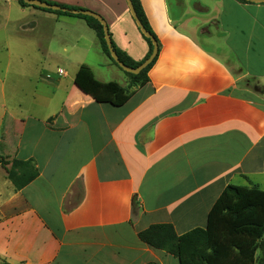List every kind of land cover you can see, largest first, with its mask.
<instances>
[{
  "label": "crops",
  "instance_id": "0c3cea01",
  "mask_svg": "<svg viewBox=\"0 0 264 264\" xmlns=\"http://www.w3.org/2000/svg\"><path fill=\"white\" fill-rule=\"evenodd\" d=\"M46 1L98 13L117 48L145 56L126 0ZM139 1L160 49L120 106L74 83L81 64L101 82L120 72L86 21L21 6L22 28L42 21L51 39L38 47L30 102L11 119L16 143L6 142L39 174L15 190L0 173V257L12 264H179L138 231L204 227L228 184L264 190V3ZM118 83L132 89L128 77Z\"/></svg>",
  "mask_w": 264,
  "mask_h": 264
},
{
  "label": "trees",
  "instance_id": "16d2710c",
  "mask_svg": "<svg viewBox=\"0 0 264 264\" xmlns=\"http://www.w3.org/2000/svg\"><path fill=\"white\" fill-rule=\"evenodd\" d=\"M16 1L20 6H32L23 0ZM132 3L138 18L154 38L158 48L151 63L137 74L124 71L110 57L103 37L102 25L94 17L33 6L52 13L84 19L96 32L102 51L129 78L131 90L124 88L116 81L97 80L90 67L81 64L75 74L74 83L96 102L113 106L124 104L135 88L148 82L147 73L158 56L160 43L148 23L140 1L132 0ZM57 4L69 9H82L69 4ZM142 36L148 45V50L138 61L133 60L112 42L118 58L127 66L136 67L150 55L153 48L152 41L143 34ZM0 169L15 190L24 187L39 174L38 168L31 159L0 157ZM137 236L143 243L174 256L179 264H264V190L253 185L228 184L210 208L204 227H194L178 234L171 223H154L138 231ZM0 264L12 263L0 257Z\"/></svg>",
  "mask_w": 264,
  "mask_h": 264
},
{
  "label": "rangeland",
  "instance_id": "374dc122",
  "mask_svg": "<svg viewBox=\"0 0 264 264\" xmlns=\"http://www.w3.org/2000/svg\"><path fill=\"white\" fill-rule=\"evenodd\" d=\"M32 8L24 9L27 12ZM27 16L16 0H0V157L10 158L13 154L11 144L6 145L12 141L14 146L18 138L17 124H12L11 119L30 102L32 82L39 74L38 47L51 39L50 26L42 21L35 30L25 31L22 25L27 23ZM118 71L116 80L122 83L127 76ZM243 82L250 87L256 84L249 78ZM0 173L3 174L1 169Z\"/></svg>",
  "mask_w": 264,
  "mask_h": 264
},
{
  "label": "water",
  "instance_id": "95a60500",
  "mask_svg": "<svg viewBox=\"0 0 264 264\" xmlns=\"http://www.w3.org/2000/svg\"><path fill=\"white\" fill-rule=\"evenodd\" d=\"M247 1L257 2V3L264 2V0H247ZM23 2H25L29 5H32V6L43 8V9L59 10V11L70 12V13H79V14L88 15V16H91V17H94L95 19H97L100 22V24L102 25L103 37H104L105 43L107 45V48L109 50L110 57L124 71L130 72L133 74L139 73L142 69H144L148 64L151 63V61L154 59V57L157 54V50H158L157 43L154 40V38L151 36V34L145 29L142 22L138 18L136 11L134 9L132 0H126L129 12H130L132 18L134 19V21H135L138 29L140 30V32L144 36L150 38L152 41V45H153V48H152L150 55L147 58H145L136 67L127 66L122 61H120V59L118 58V56L116 54V51L114 50V48L112 46V41H111V37H110L109 31H108V26H107L105 20L98 13L91 11V10H87V9H69L66 7H62L57 3L49 2L46 0H23Z\"/></svg>",
  "mask_w": 264,
  "mask_h": 264
},
{
  "label": "built area",
  "instance_id": "2783aa9c",
  "mask_svg": "<svg viewBox=\"0 0 264 264\" xmlns=\"http://www.w3.org/2000/svg\"><path fill=\"white\" fill-rule=\"evenodd\" d=\"M62 71L61 70H59V73H61Z\"/></svg>",
  "mask_w": 264,
  "mask_h": 264
}]
</instances>
